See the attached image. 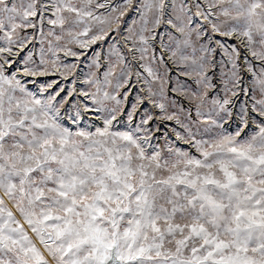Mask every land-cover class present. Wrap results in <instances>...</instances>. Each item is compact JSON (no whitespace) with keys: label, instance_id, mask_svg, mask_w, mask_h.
Returning a JSON list of instances; mask_svg holds the SVG:
<instances>
[{"label":"snow or ice","instance_id":"obj_1","mask_svg":"<svg viewBox=\"0 0 264 264\" xmlns=\"http://www.w3.org/2000/svg\"><path fill=\"white\" fill-rule=\"evenodd\" d=\"M0 264H264V0H0Z\"/></svg>","mask_w":264,"mask_h":264}]
</instances>
